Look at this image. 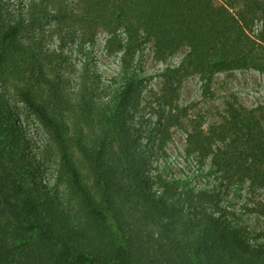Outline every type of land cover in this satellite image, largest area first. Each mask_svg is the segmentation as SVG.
<instances>
[{
  "label": "trees",
  "instance_id": "trees-1",
  "mask_svg": "<svg viewBox=\"0 0 264 264\" xmlns=\"http://www.w3.org/2000/svg\"><path fill=\"white\" fill-rule=\"evenodd\" d=\"M46 24L61 47L36 35ZM99 29L123 58L148 40L158 59L187 47L170 83L195 72L209 81L218 71L264 70L260 0H0V264H264V227L236 219L216 185L148 172L131 113L141 79L124 73L104 83L86 63L70 87L62 45L86 48ZM170 86L156 98L147 142L158 132L162 145L185 114ZM10 89L45 130L42 159L21 138ZM185 152L210 159L220 183L264 187L263 105L229 102L219 125L188 132ZM48 167L51 187L41 182ZM250 210L264 217V202Z\"/></svg>",
  "mask_w": 264,
  "mask_h": 264
},
{
  "label": "rangeland",
  "instance_id": "rangeland-1",
  "mask_svg": "<svg viewBox=\"0 0 264 264\" xmlns=\"http://www.w3.org/2000/svg\"><path fill=\"white\" fill-rule=\"evenodd\" d=\"M6 1L14 5L20 0ZM21 1L25 3L27 0ZM260 1L264 4V0ZM261 23V20L256 19L253 29L259 30ZM36 35L43 38L47 47H61L58 36L51 34L48 24L44 25L42 31L36 32ZM107 38L106 31L99 29L93 42L88 43L86 48L78 46L77 42H71L69 39L62 45L72 64L69 66L68 76L70 87L79 82L81 67L83 68L86 63L90 67V76L104 83H110V79L114 76L134 73L141 79V91L137 108L131 113L134 115V128L136 127L137 133L142 135L139 141L146 151L148 172L151 175L162 172L168 177L187 178L186 181L194 186H202L208 181L209 185H216L221 190L224 205L234 213L236 219L252 229L264 227V217L250 210L255 203L264 202V187L251 188L247 182L220 183L214 172L211 173L210 159L199 163L195 156L187 155L185 152L188 132L197 125H200L204 131L219 125L226 115L229 102L236 101L246 108L260 105L264 107V70L246 67L218 71L209 81L206 75L195 72L179 81L173 79V83H170L168 71L179 66L188 51L187 47H180L166 59H158L154 53L152 40H148L139 49L123 58L122 52L108 51ZM91 81L92 79H88V82ZM170 85H177L176 95L174 94L175 105L185 111V114L179 117V123L171 125L169 135L164 137L162 145L158 132L147 142V132L153 129L154 124L157 127L159 118L156 98L164 88L170 89ZM6 97L16 108V121L22 130L23 142L38 159H42L49 145L45 130L33 116H28L21 102L15 99L12 89L6 92ZM166 109L168 108L165 107ZM41 182L48 187L54 183L49 167L43 173Z\"/></svg>",
  "mask_w": 264,
  "mask_h": 264
}]
</instances>
